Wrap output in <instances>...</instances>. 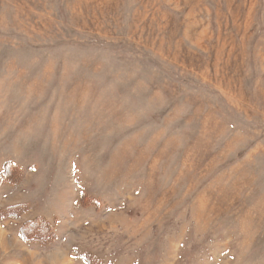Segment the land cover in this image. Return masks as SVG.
I'll list each match as a JSON object with an SVG mask.
<instances>
[{
    "label": "rangeland",
    "instance_id": "374dc122",
    "mask_svg": "<svg viewBox=\"0 0 264 264\" xmlns=\"http://www.w3.org/2000/svg\"><path fill=\"white\" fill-rule=\"evenodd\" d=\"M0 264H264V0H0Z\"/></svg>",
    "mask_w": 264,
    "mask_h": 264
},
{
    "label": "trees",
    "instance_id": "16d2710c",
    "mask_svg": "<svg viewBox=\"0 0 264 264\" xmlns=\"http://www.w3.org/2000/svg\"><path fill=\"white\" fill-rule=\"evenodd\" d=\"M7 166H11V164H9V163H6V164H5V168H4V171H3L5 175H7V174H6ZM32 222H34V221H32ZM32 222H28V223H32ZM34 224H35V223H34ZM20 233H21V235H22V237H23L24 239L29 240L25 231L20 230Z\"/></svg>",
    "mask_w": 264,
    "mask_h": 264
}]
</instances>
